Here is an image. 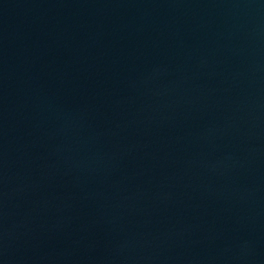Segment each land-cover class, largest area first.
Masks as SVG:
<instances>
[{
	"label": "water",
	"instance_id": "95a60500",
	"mask_svg": "<svg viewBox=\"0 0 264 264\" xmlns=\"http://www.w3.org/2000/svg\"><path fill=\"white\" fill-rule=\"evenodd\" d=\"M0 264H264V0H0Z\"/></svg>",
	"mask_w": 264,
	"mask_h": 264
}]
</instances>
